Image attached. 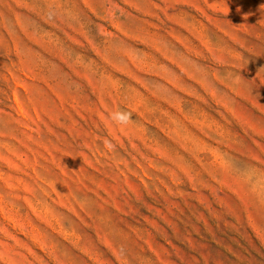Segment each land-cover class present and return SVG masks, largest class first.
<instances>
[{"label":"rangeland","instance_id":"1","mask_svg":"<svg viewBox=\"0 0 264 264\" xmlns=\"http://www.w3.org/2000/svg\"><path fill=\"white\" fill-rule=\"evenodd\" d=\"M0 264H264V0H0Z\"/></svg>","mask_w":264,"mask_h":264},{"label":"clouds","instance_id":"2","mask_svg":"<svg viewBox=\"0 0 264 264\" xmlns=\"http://www.w3.org/2000/svg\"><path fill=\"white\" fill-rule=\"evenodd\" d=\"M132 114L127 110H120L115 113L114 119L120 124H127L131 119Z\"/></svg>","mask_w":264,"mask_h":264}]
</instances>
